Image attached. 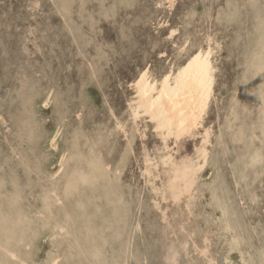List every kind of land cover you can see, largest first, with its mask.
I'll return each mask as SVG.
<instances>
[{"label": "rangeland", "instance_id": "rangeland-1", "mask_svg": "<svg viewBox=\"0 0 264 264\" xmlns=\"http://www.w3.org/2000/svg\"><path fill=\"white\" fill-rule=\"evenodd\" d=\"M174 1L0 0V264H264V0ZM209 36L199 132L166 141L134 84Z\"/></svg>", "mask_w": 264, "mask_h": 264}, {"label": "bare ground", "instance_id": "bare-ground-1", "mask_svg": "<svg viewBox=\"0 0 264 264\" xmlns=\"http://www.w3.org/2000/svg\"><path fill=\"white\" fill-rule=\"evenodd\" d=\"M173 2L175 3L174 0H171V5L173 4ZM175 32H176V29L173 28L171 30L170 34L173 35V34H175ZM171 35H170V37H172ZM214 44L215 43H214L213 38L209 36V38L207 39L206 42L200 44V46H199L200 49L198 51H196L195 53H193L189 57V59L183 65H181L178 68V70H176L174 72L173 71L172 72H169L168 74H166L165 76H163V77H161V78H159L157 80L156 79H151L150 78V75L148 73L149 71L147 72L145 70L142 73L141 77L134 84L135 96L132 99V103H131V106H130L131 107V113H130V115L132 117H134L135 119H137L141 115L147 116L148 118H150L154 122V125H155V128L157 129V131L160 134H162L165 139H167V138L169 139V138L173 137L174 138L173 139L174 141L173 140L172 141L174 143H178V140H180L182 137L189 136L190 134L192 135L193 130H196L197 127L201 124L202 119L204 117V114H205V112H206V110L208 108V105L210 104L209 103L210 102V97H211V95L213 93V86H214L215 77H216L215 76V73L217 71L216 70L217 69V66L213 63V60L211 58L212 54L214 53V47H215ZM151 69H153V68H151ZM39 88H40V86H39ZM214 89H215V87H214ZM47 104H48V101H45L44 102V106H46ZM129 109H127V110H129ZM124 114H126V113H124ZM128 120H127V123L130 121V120L129 121ZM134 121L132 123H134ZM126 125H128V124H126ZM136 126H137V124H136ZM149 126L151 127V125H149ZM118 128H120V127H118ZM150 130L152 131V129H150ZM200 130H201V128H200ZM204 131L205 132H204V135H203L204 136L203 142H202V145L200 144L201 147L198 146V151L197 152H199V156L202 157L204 159V161H205L206 160V155H207V148H206L207 145L206 144L209 141L210 132H209L208 129H206ZM119 132H122V131H119ZM195 132H197V130ZM168 139L166 141H168ZM54 141H55V138L53 137L51 139V142L53 143ZM172 141H170V142H172ZM166 145H167V143H166ZM177 146L178 145L176 144V149H177ZM183 149H184V146H183ZM178 151L176 150L175 153L178 152ZM195 151H196V149H195ZM172 153H174V152H172ZM172 153H167L166 154V157L167 158H171L172 157ZM178 159H180V158L178 157ZM248 161H249V159H248ZM63 162L64 161H62L61 163L59 162L61 166L63 165ZM172 165H173V163H172ZM202 165H203V162L201 164L200 162L196 163V162L183 161V163L180 166L178 165L176 167V169L174 171L175 172L174 173V182L172 183V188H171V189H173L172 192H173V197L174 198L177 199L181 194H184L186 191L189 192V190L192 188V186L195 183L196 174L200 172V170H201L200 167H202ZM174 166H176V165H174ZM198 168H200L199 172L197 170ZM196 171H197V173H196ZM56 173H57V171H56ZM167 176H168V174H167ZM261 181L263 182V180H261ZM164 192H165V190H164ZM169 193H171V192H169ZM160 195H162V194H160ZM185 195H187V192L185 193ZM250 197H251V194H250ZM164 200H166V199H164ZM184 201H185V198H184ZM186 206L187 205L185 204V207ZM188 208H187V210H188ZM187 239H189V238H187ZM203 243H204V241H203ZM233 245H235V244H233ZM172 254H173V252H172ZM174 261H176V260H174Z\"/></svg>", "mask_w": 264, "mask_h": 264}]
</instances>
